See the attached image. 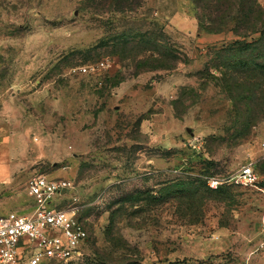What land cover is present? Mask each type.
Segmentation results:
<instances>
[{
    "label": "rangeland",
    "instance_id": "1",
    "mask_svg": "<svg viewBox=\"0 0 264 264\" xmlns=\"http://www.w3.org/2000/svg\"><path fill=\"white\" fill-rule=\"evenodd\" d=\"M204 15L194 0H0V215L35 202L32 175L70 180L89 237L63 264H264V45ZM152 54L176 65L150 69ZM248 163L257 185L233 179Z\"/></svg>",
    "mask_w": 264,
    "mask_h": 264
},
{
    "label": "built area",
    "instance_id": "2",
    "mask_svg": "<svg viewBox=\"0 0 264 264\" xmlns=\"http://www.w3.org/2000/svg\"><path fill=\"white\" fill-rule=\"evenodd\" d=\"M105 65L103 60L98 66ZM96 69L95 65L78 67L84 73ZM233 179L257 185L259 175L248 163ZM219 183L220 179L211 181L212 185ZM73 189L72 182L65 178L45 174L29 178L27 191L35 202L26 210L0 215V264H63L81 253L89 229L87 218L82 216L85 204L74 195Z\"/></svg>",
    "mask_w": 264,
    "mask_h": 264
},
{
    "label": "trees",
    "instance_id": "3",
    "mask_svg": "<svg viewBox=\"0 0 264 264\" xmlns=\"http://www.w3.org/2000/svg\"><path fill=\"white\" fill-rule=\"evenodd\" d=\"M194 2L203 8L205 13L204 17L201 18L202 28L207 32H219L223 30V27L227 25L229 21H234V31L239 36H246L252 32L260 31L258 39L252 41L242 42V46H252L254 44L264 45V7L257 2V0H208L205 4H200L203 0H194ZM154 43V49L159 50L158 38H152ZM163 55L168 60L172 58L177 59L178 56L172 49H164ZM153 59L154 64L151 65L150 69L157 68H173L176 63L175 61L169 63H159V58H155L150 55ZM155 60V61H154ZM144 62V59L141 60ZM168 62V61H167Z\"/></svg>",
    "mask_w": 264,
    "mask_h": 264
},
{
    "label": "crops",
    "instance_id": "4",
    "mask_svg": "<svg viewBox=\"0 0 264 264\" xmlns=\"http://www.w3.org/2000/svg\"><path fill=\"white\" fill-rule=\"evenodd\" d=\"M4 166H5V168H3V173H4V175H6V173H5V170H6V164H3ZM7 176V175H6ZM5 179H3V181H4ZM1 187V186H0ZM2 204V203H1Z\"/></svg>",
    "mask_w": 264,
    "mask_h": 264
},
{
    "label": "water",
    "instance_id": "5",
    "mask_svg": "<svg viewBox=\"0 0 264 264\" xmlns=\"http://www.w3.org/2000/svg\"><path fill=\"white\" fill-rule=\"evenodd\" d=\"M188 130L191 131V128L189 127ZM65 191H66V189H63V192H65Z\"/></svg>",
    "mask_w": 264,
    "mask_h": 264
}]
</instances>
